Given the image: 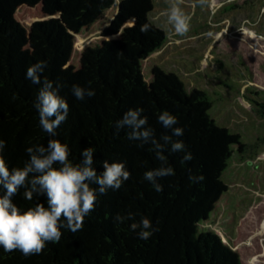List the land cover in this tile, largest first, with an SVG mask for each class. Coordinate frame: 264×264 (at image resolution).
<instances>
[{
	"label": "trees",
	"instance_id": "obj_1",
	"mask_svg": "<svg viewBox=\"0 0 264 264\" xmlns=\"http://www.w3.org/2000/svg\"><path fill=\"white\" fill-rule=\"evenodd\" d=\"M153 9V0H0V139L9 169L23 166L27 147L49 139L33 107L39 85L25 79L26 68L44 60L41 78L59 81L68 104L54 138L68 145L69 158L78 160L80 150L92 146L97 173L103 160L123 161L130 173L118 190L97 196L80 230L61 229V239L46 243L39 254L0 248V264H242L233 207L242 197L226 179L248 167V183L261 193L255 174L263 170L264 145L262 161L243 167L237 160L245 144L213 120L207 92L186 90L178 75L149 61L167 40L149 18ZM145 23L150 29L142 32ZM73 84L90 87L95 95L77 100ZM137 107L157 139L167 131L156 119L159 112L175 115L184 131L174 139L192 154L181 164L183 153H164L174 175L159 178L160 192L143 179L145 170L160 165L151 145L128 140L127 129L114 134L115 121ZM190 172L203 179L190 182ZM22 193L13 197L21 209L44 202V197L24 200ZM127 212L136 220L148 217L158 230L138 239L130 221H114Z\"/></svg>",
	"mask_w": 264,
	"mask_h": 264
},
{
	"label": "clouds",
	"instance_id": "obj_2",
	"mask_svg": "<svg viewBox=\"0 0 264 264\" xmlns=\"http://www.w3.org/2000/svg\"><path fill=\"white\" fill-rule=\"evenodd\" d=\"M167 23L177 36H183L189 31V16L180 7L179 0H170L166 10ZM150 25L145 23L140 31L146 32ZM47 67V61L40 60L26 68L25 79L39 85L33 107L38 116V125L49 139L46 144H34L25 149L28 159L22 167L9 169L4 156L5 141L0 139V248L5 253L13 250L24 256L39 254L48 242H58L61 239V229L75 233L83 227L84 218L95 206L98 195L105 194L109 189L118 190L129 178V171L123 161L103 160V170L96 172L94 167V148L85 147L79 152L78 160L70 159V149L67 144L56 137V129L67 119L68 104L59 94L61 83L41 78ZM71 93L77 100L95 95L94 89L73 84ZM142 108H129L115 121L114 134L121 129H127L126 136L130 141H138V146L150 144L151 150L159 167L143 172V179L149 182L156 192L162 191L159 178L174 175V169L168 163L164 153H183L180 163L192 159L191 152L180 139L183 128L177 125V117L167 110H162L156 119L162 132L159 139L154 130L147 126V117L142 115ZM190 182H198L202 175L189 173ZM23 189V199L38 200L44 197V202H37L34 207L26 210L19 208L13 202V197ZM136 214L127 212L116 214L114 221L123 223L130 221L128 227L138 239L147 240L158 229L152 225L146 216L136 220Z\"/></svg>",
	"mask_w": 264,
	"mask_h": 264
},
{
	"label": "rangeland",
	"instance_id": "obj_3",
	"mask_svg": "<svg viewBox=\"0 0 264 264\" xmlns=\"http://www.w3.org/2000/svg\"><path fill=\"white\" fill-rule=\"evenodd\" d=\"M169 3L153 0L149 18L167 33L168 40L149 61L178 75L186 90L207 92L213 120L238 133L245 144L237 160L243 167L247 161H262L264 0H179L190 18L189 31L183 36H177L167 23ZM208 48L211 51L205 57ZM262 169L255 174L261 193L248 183V167L229 172L226 179L242 197L233 206L239 224L236 247L242 264H264V164Z\"/></svg>",
	"mask_w": 264,
	"mask_h": 264
},
{
	"label": "crops",
	"instance_id": "obj_4",
	"mask_svg": "<svg viewBox=\"0 0 264 264\" xmlns=\"http://www.w3.org/2000/svg\"><path fill=\"white\" fill-rule=\"evenodd\" d=\"M168 38V37H167ZM168 40V39H167ZM176 41V40H175ZM209 49V48H208ZM207 49V50H208ZM211 51V49H209L207 52H206V55H205V57H207V54L209 53Z\"/></svg>",
	"mask_w": 264,
	"mask_h": 264
}]
</instances>
